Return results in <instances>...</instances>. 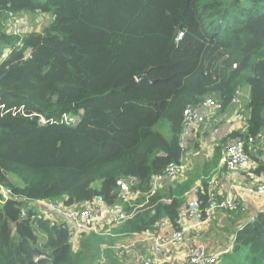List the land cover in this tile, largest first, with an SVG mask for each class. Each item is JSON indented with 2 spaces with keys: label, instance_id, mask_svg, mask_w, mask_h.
<instances>
[{
  "label": "trees",
  "instance_id": "obj_1",
  "mask_svg": "<svg viewBox=\"0 0 264 264\" xmlns=\"http://www.w3.org/2000/svg\"><path fill=\"white\" fill-rule=\"evenodd\" d=\"M34 15L46 21L39 30L7 34L11 19ZM244 87L245 126L223 143L240 140L252 157L264 135V0H0V185L19 197L0 201V264L108 256V233H81L74 248L65 221L34 210L37 201L120 206L130 217L116 236L160 219L177 229L192 183L149 195L151 180L182 163L185 111L210 99L226 113ZM119 179L133 181L135 200L119 197ZM215 264H264V211Z\"/></svg>",
  "mask_w": 264,
  "mask_h": 264
},
{
  "label": "built area",
  "instance_id": "obj_2",
  "mask_svg": "<svg viewBox=\"0 0 264 264\" xmlns=\"http://www.w3.org/2000/svg\"><path fill=\"white\" fill-rule=\"evenodd\" d=\"M17 19H11L16 21ZM10 25V24H9ZM22 33V32H20ZM205 110L201 112V108ZM1 110L4 106L0 105ZM217 109L215 103L207 99L202 105L196 109H188L185 111L186 120L189 122V128L184 130V139L181 143V148L184 150L186 147L185 140L198 132L200 127H207L209 121L213 117V111ZM7 111L3 112L6 113ZM64 121H71L64 118ZM214 119L211 122L210 129L213 132H217V128L214 127ZM259 142L264 146V135L259 138ZM249 143L252 144L253 140L249 139ZM222 165L228 171L246 170L249 168L250 157L245 150L244 143L240 140H235L228 143L225 146L223 157L221 160ZM187 170V165L184 163L169 164L162 175L155 176L151 180V190L149 195H153L156 190L163 185L167 180H174L175 178L182 176ZM133 181L126 179H119L116 181V189L119 197L125 202L135 200L137 193L132 190ZM221 187L217 179H211L208 182L206 190V203L203 209H201V203L197 198H191L179 210V219L177 221L178 228L173 226L165 219L158 220L152 227V229L142 232L140 234H134L132 236L137 237L135 243L142 245L151 244L152 251L155 254L162 256L163 264H215L217 263V255H213L205 249L202 244L196 246H187L184 257H173V253L170 254L169 248H175L183 246L184 233L187 229L186 224L192 222L195 218L202 216L204 222H208L214 216L217 211H234L244 212L246 210L243 204L236 202L231 198L217 199L215 196L214 188ZM251 193L264 196V183L256 182L250 189ZM2 200H19V197L12 193V191L5 186L0 185V201ZM1 203V202H0ZM36 206L37 209L43 211H49L50 213L57 214L68 225L69 230L73 236V240L79 237L81 233H100L97 231V226L102 224L105 227H115L127 220L130 215L122 211L120 206H107L99 199H95L91 202L82 204L81 207H66L59 202L52 201H37L30 204ZM25 211L21 212L23 216ZM134 244V242H133ZM133 245L120 244L114 247L115 254L120 257L132 258L131 264H155L152 255L143 253V249L132 248ZM131 256V257H130ZM96 264H106V259L101 258Z\"/></svg>",
  "mask_w": 264,
  "mask_h": 264
},
{
  "label": "crops",
  "instance_id": "obj_3",
  "mask_svg": "<svg viewBox=\"0 0 264 264\" xmlns=\"http://www.w3.org/2000/svg\"><path fill=\"white\" fill-rule=\"evenodd\" d=\"M241 105L243 107L244 103H241ZM236 111L237 109L235 110V106L232 105L229 111L219 114V124L216 126V128H218L217 132L214 133L212 129L204 128L195 137H190L186 142L184 156L182 159V163L187 165V170L181 177L178 178L177 181H165L163 183L165 186L174 187L176 182L182 183L187 180V183H192V186L185 195V203L191 198H197L200 201L201 206H203L204 202L199 199V194H203L204 188L206 186L208 187L209 180L217 179L221 185V187L214 188L217 199L231 198L245 206L246 210L244 212H234L228 210L217 211L208 222H204L205 219L202 216H199L193 220L195 221V224L193 225L195 227L198 226L200 229H202V227L208 229V227L211 225V228H215L216 230L225 233L219 234L221 241H227L225 244H222V242H216L209 245L208 243L202 241V243L207 246L206 247L204 244H202L207 252L211 251L217 256L227 252L230 249L232 246L234 233L237 229L251 221L257 213L264 211V196H259L260 198H258L256 197L258 195H255L249 191V189L256 182L264 183V146H262L259 142L254 146L250 145V152L252 154V157H250L251 164L246 170H237L231 172L225 169L222 165V157L219 161H216L219 155L218 148H221L222 150L226 143L228 144L233 141L227 140L228 142L223 143L226 141L229 134L240 131L244 128L241 123V119L246 114V112L243 108L242 114L240 116H236ZM43 212L45 217L50 215L52 218L60 219L55 213L49 214V211ZM190 230L191 229L187 227L185 232ZM209 233H211L210 229L206 231V235ZM108 237H110L113 241V244L109 249L110 252L108 256L104 257L108 263L111 262L112 264H123V260H125L127 264H131L132 258L120 257L117 255V253L115 254L114 250V247L120 244H127L133 245L132 248L134 250L143 249V253L152 255L155 264H163L162 256L155 254L152 251L151 244H146L144 246L142 244L135 243L137 237L116 236L109 233ZM78 238L73 240V247L77 246L76 244L78 242ZM183 246L186 250V247L189 245L184 244ZM178 248L179 246L175 248L170 247V254L177 252Z\"/></svg>",
  "mask_w": 264,
  "mask_h": 264
},
{
  "label": "rangeland",
  "instance_id": "obj_4",
  "mask_svg": "<svg viewBox=\"0 0 264 264\" xmlns=\"http://www.w3.org/2000/svg\"><path fill=\"white\" fill-rule=\"evenodd\" d=\"M43 22H46V21L43 20L40 15L39 16H37V15H34V16H22V17L18 18L16 21H11L9 23L10 25H9V30H8L7 34L13 35V36H18V35L21 34L20 32L27 31L29 29L39 30L40 26H41V24ZM137 80H138V78H137ZM239 96L241 97V101L242 102L240 100H238L236 103L233 104L235 106V110L238 109L239 106H241V103L245 104V102L247 101L248 88L244 87L240 91ZM215 114H216V112H213V117L214 118L218 117L217 118V124H219L218 123L219 115L216 116ZM246 117H247V112L243 116V118L241 119V123H242L243 127L245 126ZM167 181H173V180H167ZM99 184H100L99 182H95L94 187L98 188ZM256 197L260 198L259 196H256ZM263 199H264V197H263ZM32 208H34V210H37L36 206H32ZM194 224H195V221L186 224V226L189 227V229H191V230L184 233V242H185V244H187L189 246H196L198 244H204V243H202V241L205 242V243H208L209 245H211V243H216V242H219V243L222 242V244L227 243V241L226 242L224 240L221 241V239L219 238V234H225L224 232L218 231L215 228H211V225H210L208 227V229L211 230V233L206 235V231L208 229L203 228V227H202V229H200V227H198V226L197 227L193 226ZM112 228H114V227H105L102 224H99L97 226V231L101 230L100 232L105 231L106 233H109V231ZM196 228H199V229H196ZM200 236H201V239H200ZM206 237H207V240H206ZM209 252L212 253L211 251H209ZM172 256L173 257H184L185 256V248H184V246H179L178 251L173 253ZM217 257L219 258V256H217ZM125 258H129V257H125ZM106 264H112V263L111 262H109V263L106 262ZM123 264H127L125 260H123Z\"/></svg>",
  "mask_w": 264,
  "mask_h": 264
},
{
  "label": "water",
  "instance_id": "obj_5",
  "mask_svg": "<svg viewBox=\"0 0 264 264\" xmlns=\"http://www.w3.org/2000/svg\"><path fill=\"white\" fill-rule=\"evenodd\" d=\"M176 33H177V29H175V34ZM142 78H146L145 75L142 74L141 76L138 77V79H142ZM43 261H44V259H39V260H37V264H42Z\"/></svg>",
  "mask_w": 264,
  "mask_h": 264
},
{
  "label": "clouds",
  "instance_id": "obj_6",
  "mask_svg": "<svg viewBox=\"0 0 264 264\" xmlns=\"http://www.w3.org/2000/svg\"><path fill=\"white\" fill-rule=\"evenodd\" d=\"M191 137H193V136H191ZM188 139H189V138H187V139L185 140V142H187Z\"/></svg>",
  "mask_w": 264,
  "mask_h": 264
}]
</instances>
